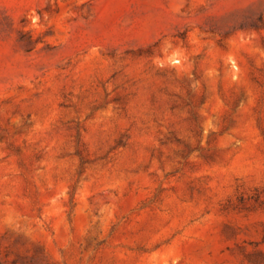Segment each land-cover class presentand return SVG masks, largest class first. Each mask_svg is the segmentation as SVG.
<instances>
[{
  "label": "rangeland",
  "instance_id": "rangeland-1",
  "mask_svg": "<svg viewBox=\"0 0 264 264\" xmlns=\"http://www.w3.org/2000/svg\"><path fill=\"white\" fill-rule=\"evenodd\" d=\"M0 264H264V0H0Z\"/></svg>",
  "mask_w": 264,
  "mask_h": 264
}]
</instances>
